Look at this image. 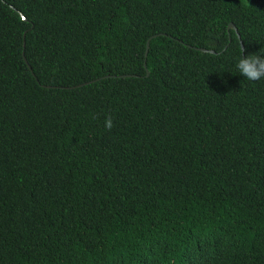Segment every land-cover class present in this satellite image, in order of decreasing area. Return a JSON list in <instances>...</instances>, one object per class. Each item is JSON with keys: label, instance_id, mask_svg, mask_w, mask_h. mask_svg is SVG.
Masks as SVG:
<instances>
[{"label": "trees", "instance_id": "16d2710c", "mask_svg": "<svg viewBox=\"0 0 264 264\" xmlns=\"http://www.w3.org/2000/svg\"><path fill=\"white\" fill-rule=\"evenodd\" d=\"M241 43L264 0H0V264H264Z\"/></svg>", "mask_w": 264, "mask_h": 264}, {"label": "clouds", "instance_id": "9594fccd", "mask_svg": "<svg viewBox=\"0 0 264 264\" xmlns=\"http://www.w3.org/2000/svg\"><path fill=\"white\" fill-rule=\"evenodd\" d=\"M241 49L240 56L236 61V69L240 75L249 81H258L264 79V52L254 53L244 56ZM104 127L109 131L113 127L111 116H107L104 121Z\"/></svg>", "mask_w": 264, "mask_h": 264}, {"label": "water", "instance_id": "95a60500", "mask_svg": "<svg viewBox=\"0 0 264 264\" xmlns=\"http://www.w3.org/2000/svg\"><path fill=\"white\" fill-rule=\"evenodd\" d=\"M230 29H234L236 34H237V36H238V38H239V34L237 33V29H236L235 25L232 22H229L228 26H227V30H230ZM156 35L157 34H154L150 38L155 37ZM150 38L146 42V48L147 49H148V46H149ZM229 39H230V37H229ZM193 48H195L196 50L202 51V52H210V53H214L215 52L213 49H207V48H204V47H193ZM241 48L243 49V44L242 43H241ZM147 49L145 51V54L147 53ZM29 68H31V67L29 66ZM146 74L148 75V72ZM107 76H110V75H107ZM111 76H115V75H111ZM119 76H129V75H119ZM93 81H95V80H90V81L78 84L76 86H81L83 84H87V83H90V82H93Z\"/></svg>", "mask_w": 264, "mask_h": 264}]
</instances>
